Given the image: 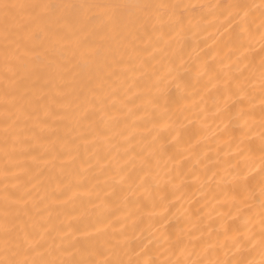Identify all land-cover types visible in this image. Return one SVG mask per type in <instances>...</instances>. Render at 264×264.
Listing matches in <instances>:
<instances>
[{
  "label": "bare ground",
  "instance_id": "6f19581e",
  "mask_svg": "<svg viewBox=\"0 0 264 264\" xmlns=\"http://www.w3.org/2000/svg\"><path fill=\"white\" fill-rule=\"evenodd\" d=\"M0 2L175 4L194 25L91 9L18 37L23 62L0 37V259L7 221L29 261L264 264V0Z\"/></svg>",
  "mask_w": 264,
  "mask_h": 264
},
{
  "label": "snow or ice",
  "instance_id": "6c2138e0",
  "mask_svg": "<svg viewBox=\"0 0 264 264\" xmlns=\"http://www.w3.org/2000/svg\"><path fill=\"white\" fill-rule=\"evenodd\" d=\"M186 7V6H185ZM229 7L235 9H241L243 5H230ZM180 5L175 4H147V3H111V4H71V3H52V2H36V3H5L0 2V37H2L5 42V59H9V52L14 56V58L20 62H23L20 55L16 53L21 48V40L23 41L35 40L39 36V31L47 30L50 25H55L57 27H62L66 29H71L74 25L80 24L84 25L90 20L96 19L95 16H89L87 13L91 9H102L108 16L109 20L113 23L114 27H118L123 21V14L128 13L131 10H136L139 15L135 16V19H130V22H147L149 19L153 18V13H163L168 15L169 23L176 31L183 32L194 25L189 22L188 25L184 22L183 13L177 15V11ZM171 10V11H169ZM239 14V13H237ZM231 15V13H230ZM15 45V48H11V45ZM264 67V65H262ZM261 85L264 88V71L261 72ZM243 92V89H239ZM264 104V100H262ZM6 139H7V128H5ZM19 137H14L18 139ZM261 208L264 209V187L261 188ZM7 200L8 197L6 196ZM262 231H261V249L264 251V218L261 220ZM3 231L5 233V240L3 242L4 258L0 259V264H123L119 260H104L102 262L86 261V260H57V259H47V260H36L33 259L29 261L27 258L18 259L16 258L17 253L12 252L9 255L10 243L7 239V234L11 229L7 225V221L3 226ZM252 237L249 236L248 240ZM246 240H234L233 244L238 245L241 243H246ZM19 247V245H17ZM147 264V262H146ZM180 264V262H177ZM193 264H203L201 261H193ZM210 264H232V262L216 261L210 262Z\"/></svg>",
  "mask_w": 264,
  "mask_h": 264
}]
</instances>
